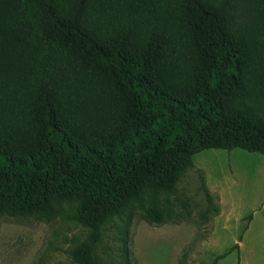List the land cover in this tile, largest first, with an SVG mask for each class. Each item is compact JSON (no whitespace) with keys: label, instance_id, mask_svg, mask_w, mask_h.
Segmentation results:
<instances>
[{"label":"trees","instance_id":"16d2710c","mask_svg":"<svg viewBox=\"0 0 264 264\" xmlns=\"http://www.w3.org/2000/svg\"><path fill=\"white\" fill-rule=\"evenodd\" d=\"M209 149L264 154V0H0V217L70 202L72 264H136L115 219Z\"/></svg>","mask_w":264,"mask_h":264},{"label":"rangeland","instance_id":"374dc122","mask_svg":"<svg viewBox=\"0 0 264 264\" xmlns=\"http://www.w3.org/2000/svg\"><path fill=\"white\" fill-rule=\"evenodd\" d=\"M158 203L166 218L162 224L140 218L151 205L147 196L132 202L126 215L114 221L123 227L131 218L133 263L214 264L242 235L239 251L216 264H264V154L241 149L200 152L174 191L160 194ZM72 210V203L55 200L38 220L1 216L0 264H72L70 251L87 234L71 218ZM117 233L106 232L107 251L100 250L101 256L106 257L109 247H119Z\"/></svg>","mask_w":264,"mask_h":264},{"label":"crops","instance_id":"0c3cea01","mask_svg":"<svg viewBox=\"0 0 264 264\" xmlns=\"http://www.w3.org/2000/svg\"><path fill=\"white\" fill-rule=\"evenodd\" d=\"M239 248H240V245H239Z\"/></svg>","mask_w":264,"mask_h":264}]
</instances>
